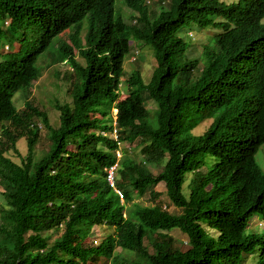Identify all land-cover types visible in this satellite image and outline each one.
Segmentation results:
<instances>
[{"label": "trees", "instance_id": "obj_1", "mask_svg": "<svg viewBox=\"0 0 264 264\" xmlns=\"http://www.w3.org/2000/svg\"><path fill=\"white\" fill-rule=\"evenodd\" d=\"M147 1L123 0L136 13L129 25L116 16L115 0H0V45L17 41L28 50L20 61H0V264H246L250 256L264 264V230L246 232L254 215L264 219V171L255 158L264 145V0H156L159 12ZM188 27L220 31L199 59L187 58L191 46L179 35ZM70 28V43L61 42L47 66L67 63L73 72L72 102L55 105V128L30 96L43 76L39 54ZM134 40L153 49L157 66L148 84L134 71L121 100ZM19 92L22 109L14 101ZM146 101L158 106L156 125ZM39 122L50 147L37 157ZM136 143L144 163L127 151L117 158L121 146ZM12 151L21 163L7 156ZM116 163L123 201L106 180ZM160 184L180 214L167 210ZM147 194L153 205L127 210ZM101 226L114 233L88 243ZM118 248L132 257L119 262Z\"/></svg>", "mask_w": 264, "mask_h": 264}, {"label": "rangeland", "instance_id": "obj_2", "mask_svg": "<svg viewBox=\"0 0 264 264\" xmlns=\"http://www.w3.org/2000/svg\"><path fill=\"white\" fill-rule=\"evenodd\" d=\"M151 8L152 10L159 12L161 8L159 7L158 3H155L156 0H151ZM155 3V4H154ZM115 13L116 16H122L124 21L128 23L129 25L133 24V18L132 15H135L134 12L126 8L123 4V0H115ZM0 25H2V20H0ZM87 21L85 20L83 22V29L81 32V38L84 41V37L86 35V29H87ZM188 30H183L179 35L182 37L185 41H187L191 48L189 52L187 53V58H196L199 59L201 57L202 52V46L205 44H209L213 42V36L215 33H219V30L216 29H206L201 32L196 31L195 29L188 27ZM73 31V28H70L66 31H64L61 35L56 37L49 48L39 54L36 67L43 71V76L34 83L33 89H32V95L30 96V100L35 101L40 107V109L45 110L48 115L51 122V125L53 127H58L60 125V113L55 108V105L57 103L60 104H71L72 98L70 95V89H71V82H72V69L71 67L66 63H60L55 64L50 67H47L50 60L51 55H55L57 53V50L59 48V44L63 41H66L70 43V34ZM190 33V34H189ZM212 39V40H211ZM211 40V41H210ZM23 43L15 41L13 45H7L4 46V44L0 45V61H20L23 58H25L28 54V50L26 48L21 49L20 46ZM30 47H33L30 46ZM29 47V48H30ZM76 59L82 63L85 64V61L80 57V55L76 52ZM157 66V63L155 61L153 49L144 44L141 41H132L131 42V51L126 56V59L124 61L123 69L124 74L120 79V85H119V93H120V99H125L129 94V87L127 85V79L131 76V74L139 70L142 74V78L146 84H148L151 81L152 74ZM22 92H19L14 97V101L16 106L19 109H22L24 107V97ZM146 107L150 111L151 115V123L153 125H156L155 120V110H157L158 106L152 102V101H146ZM116 111L113 110L111 117L113 119L112 124L115 120ZM211 124V121H206L202 123L198 128H196L193 133L195 135H201L209 125ZM38 125H41L39 122ZM114 125V124H113ZM42 126V125H41ZM48 134L49 132L45 129V127L42 126L41 128V137L38 142V145L36 147V154L37 157H40L46 153L50 147V142L48 140ZM122 149L119 151V154L122 156V151H127L128 157L134 160L137 163H144L143 154L141 153V148L137 147V143L133 145H126L121 146ZM17 148L22 155L27 154L28 147L26 139L23 138L17 143ZM9 158H11L16 163H21V159L12 151L7 154ZM120 156V157H121ZM256 162L261 167V169L264 171V145L258 150L256 154ZM166 161H164L165 163ZM215 163V161H213ZM212 163V164H213ZM211 164V165H212ZM209 165H204L202 170L206 171ZM149 169H151L154 174H158L161 170L157 167H151L149 166ZM192 174H187L186 182L184 184L183 192L187 196L190 193L189 190V184L192 179ZM158 191H161L163 193V200L165 205L168 207L167 210H169L172 214H180L182 211L175 206L172 205L171 201L169 200L165 186L163 184H160L157 188ZM3 190L0 188V209L5 205V199L2 195ZM135 204H139L141 206H151L153 205V202L150 199V196L147 194L143 198L135 199L133 204L127 205V210L135 209ZM206 230L211 235H216V232L209 229L207 226H205ZM264 230V219L259 215H254L250 219L249 227L247 229V233H261ZM114 229L106 226L101 227H95L93 229V232L88 239V243H92L93 245L97 246L99 245L108 235L113 234ZM174 238L180 242L179 244L186 248L187 245V237L182 234L179 230L175 229L171 232ZM146 235L148 239L146 240V244L151 247L148 242L152 240V233L147 230ZM54 237H57L56 235ZM96 243V244H95ZM116 255L119 257V262L122 260V258L129 259L132 256L130 253L123 252L120 248L116 250ZM258 257L250 256L246 264H255L258 261ZM98 264H113L110 260H107L106 258H101L100 262Z\"/></svg>", "mask_w": 264, "mask_h": 264}, {"label": "built area", "instance_id": "obj_3", "mask_svg": "<svg viewBox=\"0 0 264 264\" xmlns=\"http://www.w3.org/2000/svg\"><path fill=\"white\" fill-rule=\"evenodd\" d=\"M118 156H120V154H118ZM117 170H118L117 165H113V166L109 167L106 170V180H107L108 184L110 185V187H112L116 191V193L119 195V197L123 201V199H124L123 193L116 186Z\"/></svg>", "mask_w": 264, "mask_h": 264}, {"label": "clouds", "instance_id": "obj_4", "mask_svg": "<svg viewBox=\"0 0 264 264\" xmlns=\"http://www.w3.org/2000/svg\"><path fill=\"white\" fill-rule=\"evenodd\" d=\"M147 3H148V5L150 6L151 3H152V1H151V0H148ZM150 8H151V6H150ZM151 10H152V8H151ZM132 12H133V11H132ZM135 15H136V13H135ZM135 15H132V18H133ZM132 20H133V19H132ZM133 24H134V23H133ZM133 24H131V25H133ZM189 34H190V33H189ZM61 64H62V63H61ZM66 64H67V63H66ZM114 110H115V109H114ZM115 111H116V115H117V110H115ZM116 115H115V120H114V123H113L114 125H116ZM39 127H40V129L42 128L41 125H40ZM113 136H114L115 139H117V136H116L115 133L113 134ZM118 154H119V152H117V158H118V159H121L122 156L120 155V156H121V157H120V156H118ZM115 165H117V166H118V169H119V165H118V163H116ZM110 167H111V166H110ZM108 168H109V167H108ZM108 168H107V169H108ZM107 169H106V170H107ZM117 172H118V170H117Z\"/></svg>", "mask_w": 264, "mask_h": 264}]
</instances>
